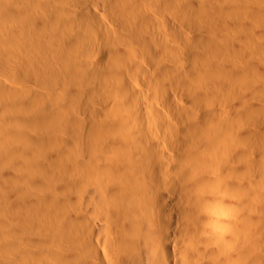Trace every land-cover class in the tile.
<instances>
[{
  "label": "bare ground",
  "instance_id": "6f19581e",
  "mask_svg": "<svg viewBox=\"0 0 264 264\" xmlns=\"http://www.w3.org/2000/svg\"><path fill=\"white\" fill-rule=\"evenodd\" d=\"M217 2L0 0V264H264V0Z\"/></svg>",
  "mask_w": 264,
  "mask_h": 264
},
{
  "label": "rangeland",
  "instance_id": "374dc122",
  "mask_svg": "<svg viewBox=\"0 0 264 264\" xmlns=\"http://www.w3.org/2000/svg\"><path fill=\"white\" fill-rule=\"evenodd\" d=\"M217 1H219V2H220L221 4H223V5H226V3L229 4V2L232 3V2L235 1V0H228V1H226V0H216V2H217ZM222 1H223V2L226 1V2L223 3ZM231 1H232V2H231ZM217 3H218V2H217ZM209 33H210V34H209ZM211 33H212V32H210V31L207 32V34H208L209 36L214 35L213 33H212V34H211ZM253 76H256V75H252V76L248 77V79H246V81H247V80H251L250 78L253 77ZM258 76H259V74L256 76L257 81H256V79H255V80L252 79V83H253V85H254V84H258V85H254V86H257V87H259V86L264 87V75L261 76V77H258ZM257 77H258V78H257ZM253 78H255V77H253ZM32 81H33V80H32ZM253 81H254V82H253ZM255 81H256V82H255ZM261 81H263V82H261ZM260 82H261V83H260ZM247 83L249 84L248 81H247ZM262 84H263V85H262ZM256 99H257V100H255V102H257V103H263V104H264V100L261 99L260 96H259V98L257 97ZM258 99H261V100H263V101L260 102V100H258ZM19 106H20V105H19ZM76 107H78V108L75 109ZM80 108H81V109H80ZM71 109H72V110H71ZM78 109H79V110H78ZM70 110H71V111H69V108H68V111H69L70 113H73V112H74V114L76 113V114H80V116H83V115H81V114H83V112H82L83 109H82V107H80V106H77V105L74 106V107L71 106V107H70ZM78 111H79V113H78ZM80 111H81V113H80ZM16 118L18 119L17 121L19 122V124L22 125V122H20V120H21L20 117H14V119L11 118L12 122H11V120H10L11 125L13 124V125H12L13 128H19V127L17 126V122H16V120H15ZM13 120H15V121H13ZM253 122H254V123H255V122L258 123L259 120H255V121H253ZM260 122L262 123L263 121H260ZM260 122H259V123H260ZM14 123H16V124H14ZM254 123H253V127L255 128V130H258V129H259V128H258V127H259V124L256 125V123H255V124H254ZM261 123H260V125H262V126L264 127V124H261ZM230 124L232 125V123H230ZM11 125H10V126H11ZM14 125H15V126H14ZM232 126H233V125H232ZM232 126H231V127H232ZM256 126H257V127H256ZM263 127L261 128V126H260V130H259V131L262 132V133H261L262 135H264V134H263L264 132L261 130V129H263ZM257 128H258V129H257ZM261 134H260V135H261ZM263 138H264V136H263ZM44 149H45L46 151H45ZM44 149H42V151H40V154H42V155H44V156H47V155L51 154V153H50V152H51V149H49V147L44 148ZM43 150H44L46 153H45ZM41 152H43V153H41ZM44 156H43V157H44ZM44 187L46 188V190L49 189L50 192H48V193H50V194L53 193V191L50 190V188L53 189L52 187H50L49 185H46V186H44ZM47 187H48V188H47ZM46 190H45V191H46ZM48 193H47V191H46V194H48Z\"/></svg>",
  "mask_w": 264,
  "mask_h": 264
}]
</instances>
